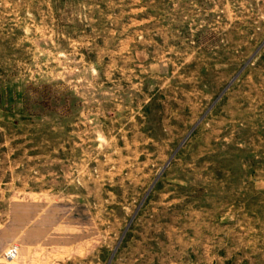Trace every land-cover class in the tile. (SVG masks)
Here are the masks:
<instances>
[{
	"label": "rangeland",
	"instance_id": "obj_1",
	"mask_svg": "<svg viewBox=\"0 0 264 264\" xmlns=\"http://www.w3.org/2000/svg\"><path fill=\"white\" fill-rule=\"evenodd\" d=\"M0 264H264V0H0Z\"/></svg>",
	"mask_w": 264,
	"mask_h": 264
},
{
	"label": "built area",
	"instance_id": "obj_2",
	"mask_svg": "<svg viewBox=\"0 0 264 264\" xmlns=\"http://www.w3.org/2000/svg\"><path fill=\"white\" fill-rule=\"evenodd\" d=\"M13 251H11V253H12Z\"/></svg>",
	"mask_w": 264,
	"mask_h": 264
}]
</instances>
